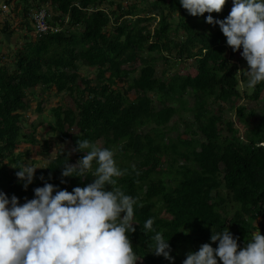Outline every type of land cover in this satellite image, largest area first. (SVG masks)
Returning <instances> with one entry per match:
<instances>
[{
	"label": "trees",
	"instance_id": "1",
	"mask_svg": "<svg viewBox=\"0 0 264 264\" xmlns=\"http://www.w3.org/2000/svg\"><path fill=\"white\" fill-rule=\"evenodd\" d=\"M129 1L21 0L25 19L30 9H43L48 24L59 31L25 42L14 55L12 70L0 64V191L23 204L45 182L69 192L83 187L92 182L91 172L84 180L70 177L61 183V166L84 155L75 151L78 139L101 141L113 150L117 165L128 170L116 186L136 200V231L129 235L142 264H172L148 247L154 233L146 235L143 225L151 217L154 228L169 239L174 264L212 243V231L224 228L239 238L242 248L257 229L264 235V82L250 88L251 94L239 91L247 75L231 63L237 52L218 25L206 22L208 13L193 17L179 0ZM232 7L228 0L222 12L211 15L222 20ZM173 23L176 34L181 33L174 35L175 43L170 38ZM152 54L164 63L160 76L152 66L155 59L149 61ZM75 61L96 69V80L81 77ZM177 62L190 63L192 73L164 78ZM36 87L41 90L38 113L44 92L50 94L52 88L55 96L73 102L69 107V101H58L48 125L71 147H59L25 190L14 168L22 164L21 154L14 151L18 144L34 142L23 125L26 101ZM240 98L263 102L258 122L244 140L225 119L223 106ZM235 110L244 126L257 116L244 106ZM173 116L185 126L175 136L171 131H178L177 125L169 127Z\"/></svg>",
	"mask_w": 264,
	"mask_h": 264
},
{
	"label": "clouds",
	"instance_id": "2",
	"mask_svg": "<svg viewBox=\"0 0 264 264\" xmlns=\"http://www.w3.org/2000/svg\"><path fill=\"white\" fill-rule=\"evenodd\" d=\"M12 1L0 5V33L16 32L12 30L17 22L12 23ZM227 2L179 0L193 17L208 13L206 22L219 26L234 52L242 48L240 55L248 65L244 70L246 87L255 88L264 82V0H232L233 7L227 17L214 19L211 14L222 12ZM40 10L30 9L26 19L23 12L19 21L21 31L24 29L22 38L40 39L53 34L41 37L35 34L31 15ZM19 33V36L13 34L16 40L21 36ZM75 151L84 155L75 164L67 162L61 166V183H67L63 178L70 177L84 180L90 172L91 183L76 186L69 192L45 182L34 189V198L26 199L23 204L16 195L9 198L0 191V264H137L140 260L129 235L136 231V200L116 186L117 178L128 170L117 165L112 149L89 139H78ZM14 168L18 169L16 176L27 190L40 167L25 163ZM154 221L151 217L143 225L146 235L154 233L148 247L152 254L174 264L169 239L154 228ZM210 240L218 242V246L204 243L198 251L188 252L182 264H264V235L258 229L242 248L239 238L228 228L212 231Z\"/></svg>",
	"mask_w": 264,
	"mask_h": 264
},
{
	"label": "rangeland",
	"instance_id": "3",
	"mask_svg": "<svg viewBox=\"0 0 264 264\" xmlns=\"http://www.w3.org/2000/svg\"><path fill=\"white\" fill-rule=\"evenodd\" d=\"M131 1H135V0H130L129 2ZM138 5L142 7L140 4ZM124 6H126V4H124ZM23 12L24 11L21 10V15L19 16L20 19H21ZM16 21L17 20L14 18L12 20V23H15ZM175 21H177V17ZM175 25H176L175 23L171 24V28H170V38L174 43L178 41L177 38L174 36L176 34V32L174 31ZM153 27H154V24L153 23L150 24L149 30L152 31ZM78 32H80V30H78ZM19 34L20 33H18V36ZM179 35H181V33L176 34L177 37ZM31 40L33 41V38H30V37L22 38V36L19 37V40H16V37L14 38V40H10L11 42L10 47L7 46V49H5L4 52L0 53V64L2 65L6 64V66L10 70H12L13 63H14V55L17 53L18 50H20L23 47L25 42H28ZM240 52H237L235 54V56L231 59V63H233V65H236L237 69L240 72L243 71L246 73V71L244 70L248 68V65H247L246 60H244L242 56L240 55ZM152 56L153 57L149 59V61H152L153 58L155 59L152 62L154 64V65L152 64V66H155L154 67L155 71L157 75L160 76L159 75L160 72L165 68L164 63L161 59H159L158 54H152ZM75 63L77 66H79V75L81 77H87L89 79L96 80V75H97L96 69L87 67L86 65L81 64L79 61H75ZM69 73H71V71ZM191 73H192V70H191L190 63L183 64V63L177 62V63H174L173 69L171 70L170 73H167L164 76V78L167 77V80H168L171 77V75H174V74L185 76ZM245 85L246 84L241 81L239 91H241V93H244V91H246L247 94H251L252 91L250 90V88L246 87ZM40 93H41L40 87H36L34 89V93L29 94L28 99L26 101L28 103V108L26 109V112L24 113L26 117V121L25 120L24 121L26 123L25 124L23 123L24 124L23 132L28 134L29 135L28 139H33L34 142L30 144L26 141L21 144H18L17 149L14 151V153L15 155L21 154L22 164L26 163V164L34 165L36 167L43 168L55 157L56 152L59 147H63L69 151L71 147L68 143H62L60 141V138L58 137L59 136L58 132L53 131L48 127L49 124H53V119H52L53 116L50 110L51 108H55L56 104L60 100L69 101L68 103L69 107H73V102L69 100L68 97L55 96L54 95L55 90L54 88H52L50 90L51 95L49 94L48 91L44 92L43 95H44L45 102L42 105V112L38 113L35 107L37 105L38 95ZM223 106L226 107V109L224 110V113L226 116L225 119L231 120L234 123L236 129L239 130V137L241 140H244L245 138L244 135L247 129L257 124L258 115H260L261 111L263 110V102H258V104H253L251 101H248L247 99H243V98L235 99L233 100V102L230 103V105L224 104ZM237 106H244L245 109L247 110L254 109L256 111L257 116L254 119L249 120L250 121L249 125L244 126L238 120L235 114V111H236L235 108ZM217 108H218L217 106L214 107V112H216ZM172 125H177V128H178V131L176 132L171 131V133H173L172 136H175L177 132H182L185 129V126L183 125L182 120L178 116H173L172 120L169 123V127H171ZM184 138H186L185 135H184ZM97 144L101 146L102 143L101 141H98ZM187 248L188 246L186 245L183 251L186 252ZM137 264H142V263L138 261Z\"/></svg>",
	"mask_w": 264,
	"mask_h": 264
},
{
	"label": "crops",
	"instance_id": "4",
	"mask_svg": "<svg viewBox=\"0 0 264 264\" xmlns=\"http://www.w3.org/2000/svg\"><path fill=\"white\" fill-rule=\"evenodd\" d=\"M5 2V0H0V5ZM18 4V0H13L12 2V9L14 10V14H12L13 19L15 18L17 20V22L12 26V30L16 31L15 33H13L14 35H18L19 32H21V36L22 33L24 31H21V26L19 21H21V19L19 18V16L21 15V10L23 9V3L21 2V0H19V6L16 7V5ZM10 30V31H12ZM7 31L0 33V53L4 52L5 49H7V46L10 47L11 42L10 40H14V36L13 34H5ZM12 36V39H11ZM6 52V51H5Z\"/></svg>",
	"mask_w": 264,
	"mask_h": 264
},
{
	"label": "built area",
	"instance_id": "5",
	"mask_svg": "<svg viewBox=\"0 0 264 264\" xmlns=\"http://www.w3.org/2000/svg\"><path fill=\"white\" fill-rule=\"evenodd\" d=\"M48 15L46 11L40 10L37 12H33L31 15V22L34 27L35 34L39 37L44 36L48 33H56L58 32V28H52L48 24Z\"/></svg>",
	"mask_w": 264,
	"mask_h": 264
}]
</instances>
